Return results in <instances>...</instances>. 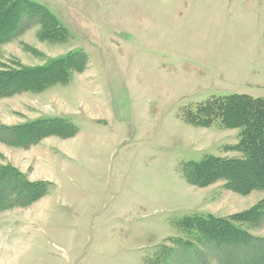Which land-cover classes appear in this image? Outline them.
Listing matches in <instances>:
<instances>
[{
	"label": "rangeland",
	"instance_id": "obj_1",
	"mask_svg": "<svg viewBox=\"0 0 264 264\" xmlns=\"http://www.w3.org/2000/svg\"><path fill=\"white\" fill-rule=\"evenodd\" d=\"M30 1L56 17L67 39L45 41L42 22L23 18L0 44V71L43 67L74 51L89 59L65 85L0 97L2 127L65 117L77 128L29 147L0 132V167L49 185L28 206L0 209V264H146L165 246L167 264H246L247 249L229 248L222 260L224 249L179 224L242 215L264 200V190L239 193L221 180L202 187L184 175L188 162L242 158L233 148L243 129L221 120L193 126L184 113L212 96L264 100V0ZM237 225L264 239L263 223Z\"/></svg>",
	"mask_w": 264,
	"mask_h": 264
},
{
	"label": "trees",
	"instance_id": "obj_2",
	"mask_svg": "<svg viewBox=\"0 0 264 264\" xmlns=\"http://www.w3.org/2000/svg\"><path fill=\"white\" fill-rule=\"evenodd\" d=\"M23 18L39 19L42 22L40 38L45 41L67 39V31L59 27L56 17L41 4L30 0H0V44L18 32ZM59 30L61 33L65 32V38L59 35ZM88 59L84 52L74 51L43 67L0 71V97L24 92L39 93L53 85H65L75 73L87 69ZM184 117L186 122L193 126L210 125L215 120H221L226 127L243 129L241 143L233 148L243 154L242 158L212 156L199 162H188L183 167L188 183L203 187L221 180L225 182L227 189L239 193L248 194L254 190H264L263 99L237 94L212 96L193 109H186ZM1 131H5L3 134L10 145L29 147L51 136L74 137L77 128L68 118L55 117L37 119L14 128L0 126ZM5 136L3 137L6 138ZM8 182L11 186L5 188L4 184ZM0 185H3L0 187V209L5 204L19 200H24L26 204L23 206H28L41 199L49 186L47 183L29 182L12 166L0 167ZM4 192H8L9 199L3 196ZM1 200L4 201L2 204ZM237 223H246L252 227L264 224V200L242 215L219 217L199 214L187 216L181 219L179 224L185 232L193 235L194 240L213 243L214 247L224 249L225 251L220 253L222 260H226L227 249L233 251L234 247H239L247 249L242 252V255L246 253L244 263L264 264V239L253 236ZM181 242L186 246V251H195L190 241L183 242L178 239L174 243L177 246ZM171 254L172 249L165 246L159 256L153 261L147 260L146 264H167L168 262L164 261Z\"/></svg>",
	"mask_w": 264,
	"mask_h": 264
},
{
	"label": "crops",
	"instance_id": "obj_3",
	"mask_svg": "<svg viewBox=\"0 0 264 264\" xmlns=\"http://www.w3.org/2000/svg\"><path fill=\"white\" fill-rule=\"evenodd\" d=\"M39 165H40V164H39ZM36 180H42V179L38 178V179H36ZM43 180H46V179H43ZM48 181H51V180L49 179Z\"/></svg>",
	"mask_w": 264,
	"mask_h": 264
}]
</instances>
